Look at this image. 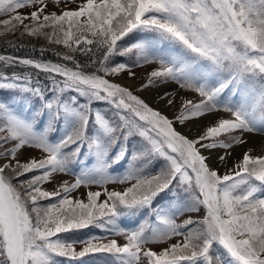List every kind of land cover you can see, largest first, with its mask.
Returning <instances> with one entry per match:
<instances>
[{
  "label": "snow or ice",
  "instance_id": "snow-or-ice-1",
  "mask_svg": "<svg viewBox=\"0 0 264 264\" xmlns=\"http://www.w3.org/2000/svg\"><path fill=\"white\" fill-rule=\"evenodd\" d=\"M61 3L0 0V264H264V0Z\"/></svg>",
  "mask_w": 264,
  "mask_h": 264
},
{
  "label": "rangeland",
  "instance_id": "rangeland-1",
  "mask_svg": "<svg viewBox=\"0 0 264 264\" xmlns=\"http://www.w3.org/2000/svg\"><path fill=\"white\" fill-rule=\"evenodd\" d=\"M80 3H82V0H75V3H69L67 6H65L63 3H61L60 5H59V7H57V8H52V7H49V11H52V10H56L58 13H59V11L61 10V9H63V8H67V9H69V10H71V9H75ZM32 9H30V8H24V9H22L21 11L22 12H25V13H27V12H29V11H31ZM154 67H156V65H152V66H150V67H135V68H133V70L137 73V80L138 81H142L144 78H145V76H146V73L147 72H149V71H151V69L152 68H154ZM125 76H126V74H125ZM184 94H183V98H185V99H197V97L195 96V94H193V93H190V92H188V93H186V92H183ZM262 136V135H261ZM262 142L261 143H259V144H254V145H251V146H249V147H247L245 150H244V152L245 151H247V150H249V149H251V151H250V155H252V156H263L264 155V136L262 137ZM33 155H40L41 153H38V152H34V153H32ZM231 164L232 163H230L229 164V167L231 166ZM219 171H220V173H221V175H223L226 171H227V169H225V168H219ZM72 177L73 176H71V175H67V174H59V175H56L55 176V179L54 180H52V182L51 183H48V182H46V186H45V188H46V190H52L55 186H58V184L60 183V182H62V181H67L68 183H71L72 181H71V179H72ZM108 187L110 188V189H112V188H116V187H118V185H115V184H110V185H108ZM92 190L93 191H96V190H98L97 189V187L96 186H92ZM85 192V187L84 186H81V188L77 191V192H73V193H71V195L73 196V197H77V196H80L81 194H83ZM100 199L101 200H103L104 199V197L103 196H101L100 197ZM193 215V218H196V214H192ZM186 217H178L177 218V222L178 223H180L183 219H185ZM113 237H111V236H109L108 237V239H112ZM121 239V242H122V238H120ZM177 239H180L179 237H177V238H173L172 240H171V243H175L176 242V240ZM106 242V241H105ZM82 247V245H80V244H77L76 245V248H77V251H79L80 250V248ZM158 250V249H157Z\"/></svg>",
  "mask_w": 264,
  "mask_h": 264
},
{
  "label": "bare ground",
  "instance_id": "bare-ground-1",
  "mask_svg": "<svg viewBox=\"0 0 264 264\" xmlns=\"http://www.w3.org/2000/svg\"><path fill=\"white\" fill-rule=\"evenodd\" d=\"M121 83L123 84H127V85H136L138 86L142 81H138L137 79L135 81H131V80H128L125 76V78H123L121 81ZM169 87H172V86H169ZM159 91H163L164 89L161 88V89H158ZM156 94V90H152V91H147V92H144V93H140V95H142L146 100H148L150 103H153V106L154 107H159L161 108L166 114L168 115H172L173 112L175 111V109H167L165 108L162 104L161 105H157L154 103V96ZM183 92H180L179 93V96H178V99H177V106H179V98H183ZM189 127L193 128V131H195V128L193 125H189ZM180 131L182 132H185L186 134H191L189 133V128L186 127V128H182V129H179ZM262 137L261 135L259 134H253L249 137V142L246 144V145H243L241 147H237L234 149L233 151V159H237V158H241L242 157V154L244 153V150L251 146V145H254V144H259L262 142ZM232 163V161L230 160L229 161V164ZM212 166L214 167H218L219 168V165L216 163L215 159H213L212 161Z\"/></svg>",
  "mask_w": 264,
  "mask_h": 264
},
{
  "label": "trees",
  "instance_id": "trees-1",
  "mask_svg": "<svg viewBox=\"0 0 264 264\" xmlns=\"http://www.w3.org/2000/svg\"><path fill=\"white\" fill-rule=\"evenodd\" d=\"M71 10H74V9H71ZM2 18H4V17H0V19H2ZM6 39H14V37L8 36V37H6ZM22 42H23V43H28V44H34V45H36L37 47L43 45L44 47L48 48L49 51L46 52L45 55H44V59H48V60H54V61L56 60V57H54V56L52 55L51 49H56L57 51H61V52L64 51L63 48H60V47H58V46H56V45H54V44H48V43H46V42H45L44 40H42V39H41V40H34V39L29 38V37H24ZM0 51H3V49L0 48ZM25 54H26L25 52H21V53H19V55H21V56H24ZM77 59L80 60L81 63H83V58L80 57L79 55L77 56ZM0 70H2V69H0ZM6 71H8V72L16 71V72H20L21 74L24 73V72L31 71L32 74H33V77H34V78H35L36 75H37L36 72H35V70L29 69V68L7 69ZM133 71H134V70H133ZM39 80L42 81V82L45 80V77H44L43 74H40V75H39ZM101 107H103V106H101ZM51 135L56 136V135H58V133H52ZM263 156H264V155H263ZM74 179H75V178H74ZM74 179L72 180V182H74ZM72 182H71V183H72ZM45 186H46V183L42 186V187L46 190ZM53 202H54V201H53ZM158 202H159V201H158ZM80 234H81V235H85V234H88V235H92V234L100 235L101 233H99L96 229H91V230H89V229H85V230H83ZM104 242H105V241H104Z\"/></svg>",
  "mask_w": 264,
  "mask_h": 264
}]
</instances>
